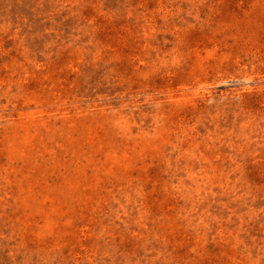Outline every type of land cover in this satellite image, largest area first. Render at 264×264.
<instances>
[{
	"label": "rangeland",
	"instance_id": "1",
	"mask_svg": "<svg viewBox=\"0 0 264 264\" xmlns=\"http://www.w3.org/2000/svg\"><path fill=\"white\" fill-rule=\"evenodd\" d=\"M0 264H264V0H0Z\"/></svg>",
	"mask_w": 264,
	"mask_h": 264
}]
</instances>
